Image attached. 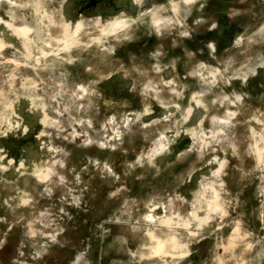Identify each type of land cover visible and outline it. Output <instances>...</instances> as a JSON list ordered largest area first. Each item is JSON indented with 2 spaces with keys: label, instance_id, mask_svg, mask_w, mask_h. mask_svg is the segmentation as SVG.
I'll return each mask as SVG.
<instances>
[{
  "label": "rangeland",
  "instance_id": "obj_1",
  "mask_svg": "<svg viewBox=\"0 0 264 264\" xmlns=\"http://www.w3.org/2000/svg\"><path fill=\"white\" fill-rule=\"evenodd\" d=\"M0 264H264V0H0Z\"/></svg>",
  "mask_w": 264,
  "mask_h": 264
},
{
  "label": "bare ground",
  "instance_id": "obj_2",
  "mask_svg": "<svg viewBox=\"0 0 264 264\" xmlns=\"http://www.w3.org/2000/svg\"><path fill=\"white\" fill-rule=\"evenodd\" d=\"M158 237L162 240L163 236L162 235H158Z\"/></svg>",
  "mask_w": 264,
  "mask_h": 264
}]
</instances>
